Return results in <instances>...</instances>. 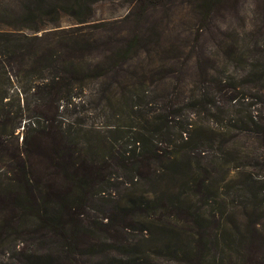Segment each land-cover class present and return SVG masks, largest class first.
I'll return each mask as SVG.
<instances>
[{
  "label": "trees",
  "instance_id": "obj_1",
  "mask_svg": "<svg viewBox=\"0 0 264 264\" xmlns=\"http://www.w3.org/2000/svg\"><path fill=\"white\" fill-rule=\"evenodd\" d=\"M100 1L0 0V165L9 180L0 189V211L9 214L12 234L40 243L18 251L12 264H83L84 256L115 264L107 259L111 251L119 264H139L150 257L145 245L169 264H264L262 189L249 175L226 181L229 167L264 168V25L262 34L251 33L254 46L243 53L231 46L223 56L239 69L234 76L196 61L200 96L186 104L193 112L167 95L156 109L140 112L146 122L129 126L130 135L107 141L88 138L92 130L65 119L85 101L140 111L141 90L128 84L126 67L147 41L108 37L104 27L88 32L61 25L90 19ZM209 2L200 8L204 13ZM22 99L34 104L29 119L39 129L32 128L37 137L24 139L18 151L7 137L22 119ZM12 100L18 111L9 108ZM221 100L247 110L229 114L226 128L234 135L196 125L195 116ZM248 148L254 151L243 157ZM120 171L132 187L100 231L83 201ZM140 185L148 189L138 193Z\"/></svg>",
  "mask_w": 264,
  "mask_h": 264
},
{
  "label": "rangeland",
  "instance_id": "obj_2",
  "mask_svg": "<svg viewBox=\"0 0 264 264\" xmlns=\"http://www.w3.org/2000/svg\"><path fill=\"white\" fill-rule=\"evenodd\" d=\"M203 3L204 0H103L94 5V13L86 21L77 22L64 19L61 24L63 27H82L86 28L88 32L104 27L108 31L106 30L103 35L108 37L137 35L147 41L136 58L126 67L128 84L141 90L138 94L139 97L135 99V104L140 107V111L132 112L118 105L98 107L94 103L85 101L72 110L68 118L65 119L66 122L73 127H81L85 131L92 130L88 138L92 136L115 141L121 136L130 135L129 126L138 127L141 123H145L146 120L142 121L141 118L144 113L140 112L147 113L150 109L151 111L156 109L160 99L167 95L173 94L172 100H177L184 109H186L187 103L190 105L194 100H198L200 93L197 89L195 90L199 74L196 61L206 59L207 67L214 68L215 71L227 69L224 70L226 73L228 72L227 75L234 76L235 74L231 73L239 72L235 63H227L223 56L231 46L241 53L245 52L247 47L254 46L250 36L258 29L261 30V34L263 33L264 0H210L207 7L208 13H204L200 9ZM262 38L264 35L260 40ZM187 69H189L188 72ZM151 73H155V75H151ZM210 74L215 75L212 71ZM90 88L93 90V92L90 91L92 95L98 89L97 85H92ZM144 89L146 93L143 95ZM119 93L122 95L121 92ZM213 96V94L209 95V97ZM207 100L209 99L207 98ZM210 100L209 102H211ZM255 101L253 99V102ZM216 107L208 106L201 116L194 113L196 125L204 130L217 131L221 135L226 133L234 135L233 131L229 132V129L226 128L229 114L234 116L240 110L244 112L247 110L244 107L240 109L229 104L226 100H221ZM9 108L18 111L17 101L12 100ZM32 108H35L33 103L27 105L23 99L21 100L22 119L19 118L20 120L14 122L17 124L20 121L14 134L7 137L11 149L21 151L24 139L33 142L37 137L38 131H34L32 128H38V121L36 118L29 119L28 109ZM186 112L190 114L193 111H190L189 107ZM224 114H226L225 118ZM217 115L218 117H216ZM148 118L150 117H147V120ZM243 142L245 143L247 140L243 139ZM243 150V157L254 151L252 148ZM229 169L226 181L249 175L262 189L261 194L264 196V168L252 166L242 167L237 171L231 167ZM4 170L0 165V189L6 187L9 182L4 176ZM111 174L107 173L106 175L110 176ZM121 183L123 184L121 185ZM130 185L125 173L120 171L116 173L115 178L111 179V182L102 184L97 189L96 195L83 201V210L87 211L89 208V218L93 217L91 222H94L101 229L100 231L107 230L105 218L113 212L122 194L132 187H129ZM136 189L140 193L148 188L140 185ZM82 208L76 211L82 210ZM8 215L5 211H0V264H12L18 251L31 248V245L35 249L40 245L37 241L28 240L29 242H27V237L25 238L22 234H12L7 222ZM82 222L87 227V221ZM128 235L126 237L130 239H140V237L135 238L136 233ZM99 236H95L99 241L103 243L109 241L105 235L104 237ZM142 247L150 252L147 255L150 257L140 259L136 263L169 264L165 260L168 258L155 254L153 246ZM110 253L107 259L112 258L115 264H119V257L116 253L112 251ZM98 257L100 256L98 255ZM80 260L83 264H98L97 256L93 259L84 256Z\"/></svg>",
  "mask_w": 264,
  "mask_h": 264
}]
</instances>
